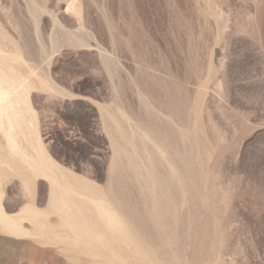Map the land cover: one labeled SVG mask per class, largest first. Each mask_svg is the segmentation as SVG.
Returning a JSON list of instances; mask_svg holds the SVG:
<instances>
[{
    "label": "rangeland",
    "instance_id": "1",
    "mask_svg": "<svg viewBox=\"0 0 264 264\" xmlns=\"http://www.w3.org/2000/svg\"><path fill=\"white\" fill-rule=\"evenodd\" d=\"M0 70L80 194L0 171V264H264V0H0Z\"/></svg>",
    "mask_w": 264,
    "mask_h": 264
},
{
    "label": "bare ground",
    "instance_id": "2",
    "mask_svg": "<svg viewBox=\"0 0 264 264\" xmlns=\"http://www.w3.org/2000/svg\"><path fill=\"white\" fill-rule=\"evenodd\" d=\"M22 83L23 81L19 80V78L8 80L0 70V171H6V169L15 171L19 169L31 172L33 177L36 174L48 177L56 187L64 189V191L54 190L50 195V208L59 211L63 209L62 206H67L69 200L73 199V196H70V194H80L71 192L66 187L60 186V176L56 172V168H53L51 162H44L46 156L44 157L40 143L35 139L34 130L30 134L33 136H29L30 139L28 136H24L23 131L26 123L20 120V111L16 107L18 99H15L17 97V89ZM39 214L40 212L34 206H28L23 208L18 216L7 217L0 204V219L10 228V232L18 233L21 229L20 221L36 215L38 216ZM43 214L45 215L44 212ZM38 228L40 230L41 227ZM34 230L37 229L35 228Z\"/></svg>",
    "mask_w": 264,
    "mask_h": 264
}]
</instances>
